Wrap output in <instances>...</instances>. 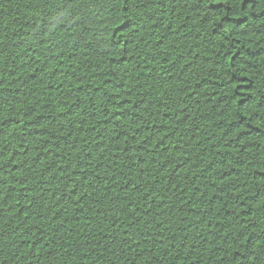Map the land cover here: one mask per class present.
I'll return each instance as SVG.
<instances>
[{
	"label": "trees",
	"instance_id": "obj_1",
	"mask_svg": "<svg viewBox=\"0 0 264 264\" xmlns=\"http://www.w3.org/2000/svg\"><path fill=\"white\" fill-rule=\"evenodd\" d=\"M0 264H264V0H0Z\"/></svg>",
	"mask_w": 264,
	"mask_h": 264
}]
</instances>
